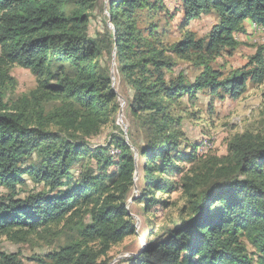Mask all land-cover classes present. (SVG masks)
<instances>
[{"label": "trees", "instance_id": "1", "mask_svg": "<svg viewBox=\"0 0 264 264\" xmlns=\"http://www.w3.org/2000/svg\"><path fill=\"white\" fill-rule=\"evenodd\" d=\"M173 1L183 32L175 45L161 34L164 18L175 16L165 0H109L113 30L99 36L90 32L99 0H0V187L12 191L0 199V238L24 243L62 224L80 233L78 241L32 262L110 264L113 247L136 231L128 205L138 174L141 195L133 202L168 208L158 194L180 192L186 204L170 226L151 233L143 251L118 264H264V138L235 136L223 158L211 154L214 144L200 153L209 140L182 151L181 118L171 114L175 103L204 89L238 99L249 79H264L262 49L227 78L206 63L209 53L238 47L235 35L246 22L264 28V0ZM211 12L218 23L206 39H195L186 28ZM169 52L187 61L197 57L202 74L191 85L182 76L169 78L166 71L175 67ZM113 54L132 91L128 109L145 138L131 145L112 134L106 147L93 148L91 139L118 111L103 61ZM14 65L30 70L38 88L31 99L11 104ZM52 101L63 106L46 113ZM187 162L192 165L185 170ZM26 177L44 190L18 197ZM0 264L24 262L0 250Z\"/></svg>", "mask_w": 264, "mask_h": 264}, {"label": "rangeland", "instance_id": "2", "mask_svg": "<svg viewBox=\"0 0 264 264\" xmlns=\"http://www.w3.org/2000/svg\"><path fill=\"white\" fill-rule=\"evenodd\" d=\"M165 1L168 9L175 16L164 18L161 24L164 32H161V30L160 32L166 44L175 45L183 41V32H181L182 16L177 12L178 4L176 2L173 0ZM108 2L109 0H99L100 7L93 14L90 32L95 36L104 35L106 28L113 30L107 15ZM158 20L156 19V21ZM217 23L218 16L215 13H205L186 29L192 32L195 39L201 40L206 39ZM253 28L254 24L246 22L244 30L235 35L238 47L233 51L224 49L219 53H209L208 60H206L207 65L220 72L222 78L229 77L236 70H245L250 59L256 56L261 49L264 51V31L253 30ZM168 57H171L175 67L166 71L167 76L169 78L182 76L188 85H191L204 70V67H198L195 64V61H198L195 56L192 61H187L169 52ZM103 61L110 69L112 87L118 95V111L112 119V123L104 128L102 134L92 138L91 141L89 140L90 146L93 148L96 146L106 147L112 141V134L122 135L127 138L131 145L134 141L142 144L145 138L144 132L140 129L139 121L132 117L128 109L132 91L118 74L115 54L111 58L106 56ZM8 75L13 82L7 87V102L14 104L22 99H31V94L38 88L36 76L30 70L16 65L9 69ZM62 106L63 104L59 101H52L45 106L46 113L57 110ZM171 114L175 119L181 118L178 130L185 139L181 147L182 151L188 152L190 146L209 140L205 141L204 147L200 148V153H204L206 143L210 144L212 148L214 144V150L211 154L223 158L229 155V144L235 136L248 133L253 137L264 138V79L259 81L249 79L245 93L238 99H234L225 92L211 95L208 89H204L197 92L194 99L184 97L180 103H175L171 109ZM135 156L138 163L137 154ZM139 163L138 165H140ZM191 165L192 163L188 162L181 164L185 170L190 169ZM80 167L81 164L73 167L72 172L75 177H78ZM25 180L26 183L23 186L16 188L19 193L18 197H25L29 193L44 190L42 184L34 182L29 177H26ZM134 183L135 186L131 196L132 199L129 200L128 210L136 220V231L123 243L113 247L109 254L110 264H118L124 258L138 255L146 247V240L151 233L153 232L156 235L164 227L170 226V221L178 218L180 209L186 204V199L181 198L180 192L164 196L158 194V197L169 203L168 208L160 205L148 207L144 203H135L133 202L134 199L139 198L141 195L138 174L134 179ZM11 193V190L0 187V199ZM76 229V227L73 229L72 226L67 227L66 224H62L58 228H52L49 233L41 232L32 235L24 243H15L3 236L0 238V250L18 254L24 264H36L31 261L32 258L53 249H58L73 241H78L80 233ZM249 249L252 252L254 251L251 247Z\"/></svg>", "mask_w": 264, "mask_h": 264}, {"label": "bare ground", "instance_id": "3", "mask_svg": "<svg viewBox=\"0 0 264 264\" xmlns=\"http://www.w3.org/2000/svg\"><path fill=\"white\" fill-rule=\"evenodd\" d=\"M255 28V29H254ZM254 28H253V30H259V31H264V29H261V28H259L257 25H255L254 24ZM204 147V146H203ZM212 147H211V145L210 144H205V150H203V152H205V151H207V150H209V149H211ZM204 149V148H203Z\"/></svg>", "mask_w": 264, "mask_h": 264}, {"label": "built area", "instance_id": "4", "mask_svg": "<svg viewBox=\"0 0 264 264\" xmlns=\"http://www.w3.org/2000/svg\"><path fill=\"white\" fill-rule=\"evenodd\" d=\"M117 153V152H116Z\"/></svg>", "mask_w": 264, "mask_h": 264}]
</instances>
